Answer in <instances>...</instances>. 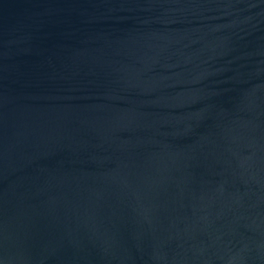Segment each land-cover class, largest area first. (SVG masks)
Wrapping results in <instances>:
<instances>
[{
    "label": "water",
    "instance_id": "1",
    "mask_svg": "<svg viewBox=\"0 0 264 264\" xmlns=\"http://www.w3.org/2000/svg\"><path fill=\"white\" fill-rule=\"evenodd\" d=\"M0 264H264V0H0Z\"/></svg>",
    "mask_w": 264,
    "mask_h": 264
}]
</instances>
